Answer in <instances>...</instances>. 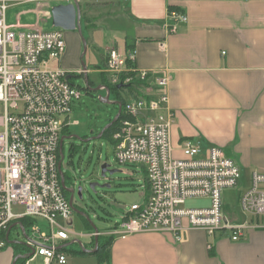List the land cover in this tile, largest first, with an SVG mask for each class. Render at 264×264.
Returning a JSON list of instances; mask_svg holds the SVG:
<instances>
[{"label":"crops","instance_id":"crops-1","mask_svg":"<svg viewBox=\"0 0 264 264\" xmlns=\"http://www.w3.org/2000/svg\"><path fill=\"white\" fill-rule=\"evenodd\" d=\"M169 8L184 14L187 21L173 22ZM76 9L80 14L84 10L87 18L86 44L99 52L100 65L95 68L79 65ZM8 12L9 27L16 31H68L60 64L68 72L85 71V79L98 73L104 80L110 49L135 50L133 67L152 77L130 94L147 98L151 107L160 94H166L173 115L170 142L175 157L181 158L179 148L186 140L199 141L202 149L218 147L238 167L244 191L253 173L264 174V0H85L77 4L42 0ZM158 78L163 80L160 86L154 83ZM224 207L227 223L246 224L239 242H232L227 231L213 237L201 230L183 231L177 237L168 232L106 236L112 239L108 260L102 264H264V215L241 222L229 206ZM84 226L86 231L79 235L71 231L79 240L69 238L59 247L67 256L68 247L82 244L85 251L79 254L88 256H67L66 264H99L88 253L96 245L91 236L95 231L91 222ZM15 245L10 241L0 250V264H44L43 258L31 259L30 250L22 253Z\"/></svg>","mask_w":264,"mask_h":264},{"label":"built area","instance_id":"built-area-1","mask_svg":"<svg viewBox=\"0 0 264 264\" xmlns=\"http://www.w3.org/2000/svg\"><path fill=\"white\" fill-rule=\"evenodd\" d=\"M39 1L0 0V250L7 245L4 238L9 229L15 227L22 230L31 259L66 264V255L58 247L68 242L72 233L58 220L70 219L74 205L64 195L58 159L62 136L76 124L71 120L72 104L82 96L73 79L86 72L52 66L65 53L61 30L16 31L9 27L10 8ZM63 1L77 4L85 0ZM168 17L177 23L187 21L175 10H170ZM135 57L133 49L107 52L106 84L98 90L105 92L108 100V87L122 84L134 89L149 82V72L133 67ZM154 83L160 86L163 80ZM84 90H89L87 84ZM116 119L119 124L111 136L115 159L120 165L142 166L147 191L142 201L131 204L117 230L96 231L93 238L146 232H168L177 237L187 230H201L208 237L227 231L232 242L244 238L246 224L227 223L222 208L224 192L240 182L238 167L220 148L202 149L188 140L180 145L181 158H174L170 142L173 115L166 94H160L152 107L147 98L132 94L120 103ZM190 201L206 204L187 207ZM240 206L254 219L264 215V174H252ZM26 219L33 222L30 234L21 225ZM207 249L211 251L212 245ZM80 250L85 251L82 244Z\"/></svg>","mask_w":264,"mask_h":264},{"label":"rangeland","instance_id":"rangeland-1","mask_svg":"<svg viewBox=\"0 0 264 264\" xmlns=\"http://www.w3.org/2000/svg\"><path fill=\"white\" fill-rule=\"evenodd\" d=\"M76 12L78 14L77 9ZM7 15L9 16V12ZM86 22L87 18L84 17V10H82L79 28L76 27V31H74V34L80 41L78 60L82 68L83 66L95 68L100 65V56L97 50L92 48L91 45L86 44L90 34L86 28ZM8 25L12 27L10 23ZM66 35H68V31L63 32L65 41L68 40ZM60 61L61 59L53 63L52 66L66 71L60 64ZM105 77L103 80L101 74L98 73L90 74L86 79L84 75L74 77L73 83L75 86L81 88L82 96L80 100L74 101L72 104L71 120L76 121V124L70 127L68 132L62 136L65 139L59 152L61 173L65 181L64 195L70 200V192L74 193V212L70 219H59L58 224L63 227L65 226L78 235L86 231L84 222H91L92 228H95L100 233L117 230L122 219L128 213L132 202L142 201L147 191V175L142 166L133 164L120 165L116 161L115 147L111 134L104 132L100 139H95L116 120L120 106L115 103L124 104L132 96L130 94L132 89H122L118 91V95H110L109 103L101 102L99 98H106V93L99 91L98 88L102 86V83L103 85L106 84ZM86 84L89 90H92L91 92L84 90ZM70 136L73 138H69ZM194 142L200 143L199 141ZM174 158L178 157L174 156ZM103 164L109 165V171H115L116 173L107 175L104 179L101 178V167ZM91 184H98L99 186L108 185L109 187L103 189L96 187L95 190H91ZM79 188L82 189L81 199L77 196ZM243 192L244 190L241 189L240 182L235 188L224 192L222 196L223 214L225 212L224 205H226L229 206L231 211L239 215L241 222L247 221L250 223L249 221L254 218L244 213L240 206V198ZM202 204V201H190L187 203V207H197ZM82 217H85L84 222ZM41 228L45 229L44 224L41 225ZM26 232L30 234V229L26 228ZM70 239L79 240L80 238L78 236H71ZM83 239L85 240V238ZM9 241L22 243V245L17 244L15 247L22 253L29 252V249L25 246L21 229L12 228ZM79 250L80 247L78 245L72 244L66 249L67 256H88L79 254ZM74 252H77V254L73 255ZM30 264L42 263L35 261Z\"/></svg>","mask_w":264,"mask_h":264},{"label":"trees","instance_id":"trees-1","mask_svg":"<svg viewBox=\"0 0 264 264\" xmlns=\"http://www.w3.org/2000/svg\"><path fill=\"white\" fill-rule=\"evenodd\" d=\"M169 10H174L173 8H169ZM117 86H114V87H108V90L110 92V95L111 94H115V95H118V91ZM131 88H133V85H131ZM119 122H118V119H116L113 123H111V125L107 128V130L105 131V133H109L112 134L116 131L117 129V126H118ZM104 134V133H103ZM59 161V159H58ZM33 224L32 221L30 220H22L21 221V225L24 229L26 228H29L31 225ZM111 237H106V236H102V237H98L97 238V244H98V249L97 251L92 254L98 261L99 264H102L104 262H106L108 260V255H109V246H110V243H111ZM4 240L6 241V243L8 244L7 240L4 238ZM85 254V253H83Z\"/></svg>","mask_w":264,"mask_h":264},{"label":"water","instance_id":"water-1","mask_svg":"<svg viewBox=\"0 0 264 264\" xmlns=\"http://www.w3.org/2000/svg\"><path fill=\"white\" fill-rule=\"evenodd\" d=\"M80 17V14H79V11H78V18ZM117 90H122V89H130L131 88V86H129V85H122V84H119V85H117ZM100 101L101 102H103V103H109V100L107 99V98H105L103 101H102V99H100ZM119 106H120V103L118 102L117 103ZM119 111H120V108H119ZM110 126V125H109ZM108 126V127H109ZM106 131V129H104L103 131H102V133L98 136V137H96L95 139H100L101 138V136H102V134L104 133ZM62 142H63V140L61 141V144H60V146H62ZM60 166H61V162H59V164H58V167H59V170H60ZM114 173H116L115 171H109V165H107V164H103L102 165V167H101V178H105L107 175H112V174H114ZM63 184H64V182H62ZM96 187H100V188H108L109 186L108 185H102V186H99L98 184H91L90 185V189L91 190H95V188ZM81 191H82V189L81 188H79L78 189V191H77V196H78V198L79 199H81L82 198V194H81ZM73 197H74V193L73 192H71V199H70V201L72 202L73 201ZM94 229V231L96 232L97 230L95 229V228H93ZM10 230H11V228L9 229V231H8V233H7V235H6V240H7V242L8 243H10V241H9V238H8V236H9V233H10ZM18 245H22V243H17ZM63 247H58V249L59 250H61ZM97 249H98V244H97V239H96V245H95V248H94V250L93 251H89L88 253L89 254H93V253H95L96 251H97ZM17 260V259H16ZM14 264H15V262H14Z\"/></svg>","mask_w":264,"mask_h":264},{"label":"flooded vegetation","instance_id":"flooded-vegetation-1","mask_svg":"<svg viewBox=\"0 0 264 264\" xmlns=\"http://www.w3.org/2000/svg\"><path fill=\"white\" fill-rule=\"evenodd\" d=\"M106 130H107V128H106ZM97 238H98V237H97ZM97 238H96V239H97Z\"/></svg>","mask_w":264,"mask_h":264}]
</instances>
